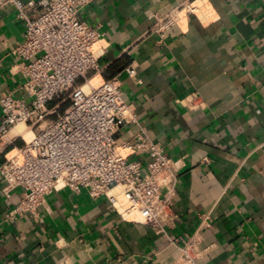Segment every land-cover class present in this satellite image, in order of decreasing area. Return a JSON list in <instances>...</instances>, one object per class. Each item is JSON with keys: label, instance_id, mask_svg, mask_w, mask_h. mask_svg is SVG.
<instances>
[{"label": "crops", "instance_id": "obj_1", "mask_svg": "<svg viewBox=\"0 0 264 264\" xmlns=\"http://www.w3.org/2000/svg\"><path fill=\"white\" fill-rule=\"evenodd\" d=\"M188 1L96 0L81 12L101 33V80L119 75L138 115L116 137L143 127L177 161L175 226L158 232L70 188L12 217L22 189L7 195L0 174V264H189L179 234L198 237L195 264H264V0H195L161 41L157 16ZM25 30L14 5L0 6V118L4 95L30 99L12 53Z\"/></svg>", "mask_w": 264, "mask_h": 264}, {"label": "built area", "instance_id": "obj_2", "mask_svg": "<svg viewBox=\"0 0 264 264\" xmlns=\"http://www.w3.org/2000/svg\"><path fill=\"white\" fill-rule=\"evenodd\" d=\"M96 0H0V6L14 5L24 22L25 38L12 53L25 75L29 100L13 93L1 99L0 144L4 160L0 174L7 195L21 188L18 204L9 216L37 214L53 191L87 189L91 196L105 197L126 219L152 226L158 232L176 224L177 161L141 129L131 140L116 137L121 123H137V113L125 101L119 75L89 82L74 90L72 103L51 118L58 105L53 102L79 79L95 72L101 75V33L81 17L84 8ZM195 12V0L175 6L157 16L151 31L160 36L175 23L182 9ZM137 75L134 66L127 67ZM89 85L88 89L85 86ZM19 125L34 134L9 139ZM22 138L24 143H16ZM205 223L208 224L205 219ZM172 242L184 260L195 264L196 235L179 234Z\"/></svg>", "mask_w": 264, "mask_h": 264}, {"label": "rangeland", "instance_id": "obj_3", "mask_svg": "<svg viewBox=\"0 0 264 264\" xmlns=\"http://www.w3.org/2000/svg\"><path fill=\"white\" fill-rule=\"evenodd\" d=\"M95 72H92L90 75L87 76L86 79H79L76 83H74L73 86H71L63 96L59 97L56 101L53 102V106L54 105H58V107L56 108V111L52 114L51 118H57L58 115L62 114L64 112V110L72 103V97H73V93L74 90L77 87L83 86L85 84H87L89 82V80L91 78H93V76H95ZM93 81V82H92ZM91 83H93L94 85L99 84L102 80L101 78H95L94 80H92ZM89 85L85 86V89H88ZM66 105V107L64 108V106ZM23 129V131L25 132V138L29 141L30 139L33 138L34 134L32 132H30V128H27L25 125H20ZM16 143L18 145H22L24 143V140L22 138H18V140L16 141Z\"/></svg>", "mask_w": 264, "mask_h": 264}, {"label": "bare ground", "instance_id": "obj_4", "mask_svg": "<svg viewBox=\"0 0 264 264\" xmlns=\"http://www.w3.org/2000/svg\"><path fill=\"white\" fill-rule=\"evenodd\" d=\"M95 78H101V76L100 75L93 76L92 80H94ZM16 133L17 134H23V135L25 134V132L23 131V129L20 125L16 129Z\"/></svg>", "mask_w": 264, "mask_h": 264}, {"label": "trees", "instance_id": "obj_5", "mask_svg": "<svg viewBox=\"0 0 264 264\" xmlns=\"http://www.w3.org/2000/svg\"><path fill=\"white\" fill-rule=\"evenodd\" d=\"M66 107V105L64 106V108Z\"/></svg>", "mask_w": 264, "mask_h": 264}]
</instances>
